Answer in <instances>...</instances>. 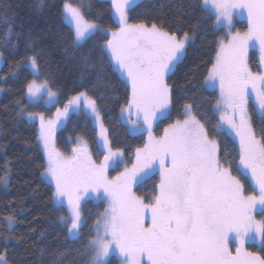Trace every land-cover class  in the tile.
I'll return each mask as SVG.
<instances>
[{"label": "snow or ice", "instance_id": "obj_1", "mask_svg": "<svg viewBox=\"0 0 264 264\" xmlns=\"http://www.w3.org/2000/svg\"><path fill=\"white\" fill-rule=\"evenodd\" d=\"M111 2L119 17V28L111 32L102 52L109 57L112 70L130 87L127 110L131 113L135 109L137 117L142 116L140 128L147 131L148 142L136 149L137 162L132 168H125L110 180L107 170L119 166L114 157L122 153L112 151L102 124L107 154L99 165L92 160L86 144L73 147L72 155L65 156L54 142V129L61 117L67 116L70 106L79 108L83 101V106L99 119L95 99L80 92L63 111L57 109L55 119L46 120L43 113H27L30 121L38 118L40 122L38 139L47 157L42 175L54 183L52 195L57 210L68 213L59 219L68 224L72 239H80L84 224L81 192L91 190L98 198L109 201L87 242L88 264H110L107 258L116 250L123 256V264H264V259L244 248L257 235L264 242V220H256L253 214L259 211L264 215V134L257 138L248 115L252 101L264 122V72L254 73L249 67L250 48L258 49L259 63L264 64V0H202V10L214 15L217 24H227L229 30L232 10L247 12L248 30L230 32L227 43L220 42L205 81L211 86L219 82L221 99L217 109L221 103L224 105L221 120L239 138L237 175L233 174L231 162L221 159L227 154L222 153L218 142L210 138L205 125L193 115L191 104L184 105V119L165 128L163 136L152 135L154 122L172 104L169 80L183 62L195 30L192 35L188 31L178 34L166 30L163 21L159 25L129 23L128 12L136 0ZM63 8L64 19L73 33L71 44L79 48L99 27L85 18L81 7L65 0ZM12 30L9 25L5 39L11 38ZM63 51L67 54L70 49L64 47ZM30 63L39 72L36 56L30 58ZM88 69L85 58L83 72ZM26 89L30 97L47 95L52 99L57 95L47 79L40 83L33 79ZM228 109L231 115L227 114ZM132 123L135 126L137 122ZM154 164L160 176L158 190L146 202L135 194L133 185L140 184L141 174L147 175L146 170L153 169ZM240 177L250 178L258 194H246ZM0 179L7 183L6 178ZM13 219L7 218L10 229ZM230 244L235 245L234 251ZM0 264H8L5 254H0Z\"/></svg>", "mask_w": 264, "mask_h": 264}, {"label": "trees", "instance_id": "obj_2", "mask_svg": "<svg viewBox=\"0 0 264 264\" xmlns=\"http://www.w3.org/2000/svg\"><path fill=\"white\" fill-rule=\"evenodd\" d=\"M64 2L0 0V178L7 179L6 184L0 179V254H5L8 264H88L86 245L94 235L95 221L105 211L104 201L89 190L81 201L84 224L80 239L71 238L68 224L59 219L68 213L65 209L57 210L52 195L54 189L42 175L46 154L40 148L38 125L27 121L25 114L43 113L50 118L57 109L62 111L71 97L86 92L96 100L109 146L122 153L127 165L132 163L136 149L143 148L146 141L144 133L131 132L120 120L130 88L123 77L112 70L109 57L102 52L109 39L105 32L119 28L113 18L111 2L67 0L81 7L85 18L100 29L79 48L71 44L73 33L64 19ZM128 17L133 24L156 22L159 25L163 21L166 30L178 34L188 31L192 35L195 30L183 62L169 80L172 85L169 114L156 121L153 133L161 136L170 124L183 120L184 105L191 104L193 115L205 125L210 138L218 142L222 153L227 154L221 159L230 161L233 174L237 175L239 146L234 137L216 127L219 117L215 106L219 95L216 89L205 85L225 30L217 26L214 15L202 10V0H140L132 6ZM9 25L13 29L11 38L5 39ZM234 27L242 32L247 26L236 20ZM64 47L70 49L67 54ZM33 56L37 57L39 66L37 79L49 80L52 91L57 93L53 106L45 107L27 100L26 85L35 76L26 62ZM85 58L89 61L87 73L83 72ZM256 61L252 52L253 68ZM249 116L259 139L264 134V122L253 105L249 106ZM78 137L84 140L92 160L100 163L105 154L101 128L85 113L62 116L54 129L55 147L65 156L70 155ZM240 178L246 194L256 192L250 178ZM158 184L157 173H148L133 191L147 202L157 191ZM254 216L264 220L260 212ZM8 217L14 218L11 229ZM246 250L264 259V242L247 243ZM108 260L110 264H119L114 256Z\"/></svg>", "mask_w": 264, "mask_h": 264}, {"label": "rangeland", "instance_id": "obj_3", "mask_svg": "<svg viewBox=\"0 0 264 264\" xmlns=\"http://www.w3.org/2000/svg\"><path fill=\"white\" fill-rule=\"evenodd\" d=\"M110 2H111V0H109ZM138 1H140V0H136V3L138 2ZM135 3V4H136ZM74 6H78V5H75V4H73ZM111 6H112V13H113V18H114V20H115V23L117 24V26L119 27V17H118V15L116 14V11H115V8L113 7V5H112V2H111ZM233 11V21H232V26H231V29L229 30V27L227 26V24H217V22H216V24H217V26H219V27H221V28H223L224 30H225V33H226V35H225V38H223V42L224 43H227V39H228V37H229V35H230V32L231 33H235V32H237V30H235V22H236V20H239V21H242V22H245L246 23V30H244V31H239L240 33H244V32H246L247 30H248V21H247V12H246V10H243V9H233L232 10ZM63 13H64V8H63ZM240 13H243V15H241ZM215 17V16H214ZM215 21H216V19H215ZM100 30V29H99ZM102 32H104V31H102ZM105 33H107L108 34V36H109V39L111 38V31H106ZM252 52H255V55H256V59H257V61H256V68H253L252 66H251V64H250V55H251V53ZM259 51H258V49L257 48H250L249 49V67L251 68V70L255 73V72H264V64H261V63H259ZM0 64H1V60H0ZM26 66L30 69V71L32 72V74L35 76V79L37 80V82L38 83H40V82H43V81H39L38 79H37V76H38V72H35L34 70H33V68H32V66H31V63H30V58L27 60V62H26ZM207 80V79H206ZM205 85H206V87L207 88H210V89H216L217 90V92H218V101L221 99V96H220V88H219V82L217 81L216 82V84H215V86H211V83H208V84H206L205 83ZM130 88V87H129ZM0 93H1V90H0ZM77 96V95H76ZM74 97V96H73ZM72 99V97L69 99V100H71ZM27 100L29 101V103H32V104H36V103H41V104H43L45 107H50V106H53V105H55L56 104V102H57V95H56V97L55 98H52V99H49V97L47 96V95H38V96H36V97H30L28 94H27ZM250 105H253V102L252 101H249V106ZM124 110L123 111H121V113H120V120H121V122L122 123H124L127 127H128V129L131 131V132H134V133H136V132H142V133H144L145 134V139H146V141H145V143H147L148 142V133H147V131H143L141 128H140V126H141V124L143 123V120H142V116L141 117H137V114H136V112H135V109H133L132 111H131V113H129V111L127 110V106H125L124 108H123ZM215 109H216V111H217V114H218V117H219V125H220V128H219V130H223V131H225V132H227L228 134H230L232 137H234V139H235V141L237 142V144H238V146H239V138L236 136V134H235V130H232L231 128H230V126L225 122V121H222L221 120V116H223V115H225V110H224V105L221 103V106H220V108L219 109H217V104H216V106H215ZM169 110H170V106H169V109L167 110V112H166V114L163 116V117H166L168 114H169ZM63 111V110H62ZM70 113H76V114H78V113H85V114H87L88 116H89V118L91 119V122L92 123H94V124H96V125H98L99 127H100V125H101V119H100V115H99V119H97L96 117H94L92 114H91V112H90V110L89 109H87V108H85L84 106H83V101L81 102V106L79 107V108H76L75 106H70L69 107V111H68V114H70ZM99 113V112H98ZM227 114L228 115H231L232 113H231V109H228L227 110ZM248 115H249V107H248ZM45 116V115H44ZM184 116H185V112H184ZM25 119L27 120V121H29V122H33V123H37V125H38V129H39V133H40V122H39V119L37 118L36 120H34V121H30L29 119H28V117H27V114H25ZM55 117H56V113L52 116V117H46L45 116V119L47 120V119H55ZM250 117V116H249ZM162 118V117H161ZM133 121H136L137 123L135 124V126L133 125ZM237 122H238V117H237ZM155 123H156V121L154 122V124H153V129H154V125H155ZM57 126V125H56ZM146 127V126H145ZM56 128V127H55ZM163 133H164V131H163ZM163 133H162V135L161 136H163ZM152 135L154 136V137H156V138H159V137H161V136H156V135H154V133H153V130H152ZM39 144H40V148L44 151V149H43V144H42V142L39 140ZM80 144H85V142H84V140L81 138V137H78V138H76V140H75V143L73 144V147H76L77 145H80ZM113 152H116V151H114V150H112ZM105 154L104 155H106L107 154V148H105ZM44 153H45V151H44ZM46 154V153H45ZM72 155V152H71V154L70 155H67V156H71ZM46 159H47V157H46ZM114 159H117V160H119V166L118 167H115V168H112V167H110V168H108V170H107V177H108V179H113V178H115V177H117L121 172H123L124 170H125V168H128V169H131L132 168V166H133V164H135L137 161H136V151H135V153H134V157H133V160H132V163L130 164V165H127L125 162H124V160H123V157H122V155H120L119 157H114ZM103 161V160H102ZM101 161V162H102ZM100 162V163H101ZM100 163H97V165H99ZM155 167H156V165L154 164L153 165V169H151V170H146L147 171V174L148 173H157V175H158V177H159V180H160V176H159V173L157 172V171H155L154 169H155ZM117 169L119 170V171H117ZM112 171H114L113 173H111ZM141 175H143V179H144V177H145V175L142 173ZM44 179L49 183V184H51L52 185V187H53V189H54V183L51 181V179L49 178V177H47L46 175L44 176ZM251 180V179H250ZM252 182V181H251ZM253 183V185H254V182H252ZM136 185H133V187H135ZM255 186V185H254ZM158 190V189H157ZM95 193V192H94ZM87 193H81V197H82V199H81V201L83 200V197L86 195ZM256 194H258V189L256 188ZM100 200H102V201H104V203H105V209L106 208H108V206H109V201L106 199V198H99ZM257 212H259V211H256L255 213H257ZM255 213H253V214H255ZM256 220H261V219H257V218H255ZM247 243H256V244H260L261 243V238L257 235V237H256V239L254 240V241H252V240H249L248 242H246L245 243V245H244V248H245V250H246V244ZM230 248H232L233 249V251H234V248H235V245L234 244H230ZM247 251V250H246ZM110 256H114V257H116L117 259H118V262H119V264H123V260H124V258H123V256H121L120 254H119V252H118V250H116V251H113V252H111L110 253V255H109V257ZM109 257L107 258V259H109Z\"/></svg>", "mask_w": 264, "mask_h": 264}]
</instances>
